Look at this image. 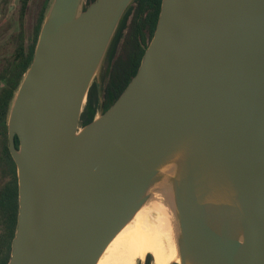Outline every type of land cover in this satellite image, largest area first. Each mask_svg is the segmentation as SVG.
<instances>
[{
	"label": "water",
	"instance_id": "1",
	"mask_svg": "<svg viewBox=\"0 0 264 264\" xmlns=\"http://www.w3.org/2000/svg\"><path fill=\"white\" fill-rule=\"evenodd\" d=\"M133 2H51L7 121V264H98L159 193L175 264H264V0H162L136 75L79 128Z\"/></svg>",
	"mask_w": 264,
	"mask_h": 264
},
{
	"label": "trees",
	"instance_id": "2",
	"mask_svg": "<svg viewBox=\"0 0 264 264\" xmlns=\"http://www.w3.org/2000/svg\"><path fill=\"white\" fill-rule=\"evenodd\" d=\"M85 1V10L95 2V0ZM161 3L162 0H134L126 12L106 54L108 60L107 80L103 81L100 88L93 83L88 92L80 118L82 127L90 124L98 111L102 113L108 111L118 101L136 75L143 55L154 36ZM46 10L47 8H44L43 11L46 12ZM41 19L42 16H40L39 24ZM33 54L34 52H31L27 60L20 63L19 73L13 87L0 94V122L5 125V128L7 115L22 79L32 63ZM18 144L16 139V148ZM2 158L3 165H6V173L2 176L4 181H0V242L4 245L3 264H7L17 224L18 187L16 167L8 151L6 133L3 135ZM150 257V255L147 256L145 264H151Z\"/></svg>",
	"mask_w": 264,
	"mask_h": 264
},
{
	"label": "bare ground",
	"instance_id": "3",
	"mask_svg": "<svg viewBox=\"0 0 264 264\" xmlns=\"http://www.w3.org/2000/svg\"><path fill=\"white\" fill-rule=\"evenodd\" d=\"M147 255L152 256V264L180 262L174 212L164 193L144 205L110 243L98 264H136Z\"/></svg>",
	"mask_w": 264,
	"mask_h": 264
},
{
	"label": "flooded vegetation",
	"instance_id": "4",
	"mask_svg": "<svg viewBox=\"0 0 264 264\" xmlns=\"http://www.w3.org/2000/svg\"><path fill=\"white\" fill-rule=\"evenodd\" d=\"M51 2L52 0H0V94L13 87L20 63L27 60L31 52H35L38 35ZM44 8H47L46 12L43 11ZM40 16L42 19L39 24ZM4 133L7 136V123L5 128L0 122L1 182L4 181L1 170L6 167L2 158ZM3 262L4 245L0 242V264Z\"/></svg>",
	"mask_w": 264,
	"mask_h": 264
},
{
	"label": "rangeland",
	"instance_id": "5",
	"mask_svg": "<svg viewBox=\"0 0 264 264\" xmlns=\"http://www.w3.org/2000/svg\"><path fill=\"white\" fill-rule=\"evenodd\" d=\"M84 3L86 5V1L85 0H84ZM107 70H108V60H107V57H105L103 62H102V64H101V66H100V68H99V70H98V72H97V74H96V76H95V78H94V80H93V83L94 84H98L101 87L103 85V81L107 80ZM79 128H82L81 121L79 122ZM5 170H6V167L4 166V169L1 170V171H3L2 174H4ZM147 256H146V258L143 261L137 260L136 264H145ZM152 262H153V258L151 256L150 257V263L152 264Z\"/></svg>",
	"mask_w": 264,
	"mask_h": 264
}]
</instances>
